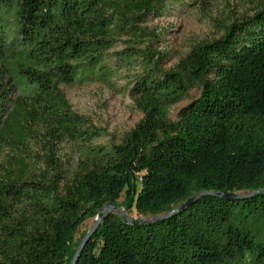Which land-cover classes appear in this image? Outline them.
<instances>
[{"label": "trees", "instance_id": "obj_1", "mask_svg": "<svg viewBox=\"0 0 264 264\" xmlns=\"http://www.w3.org/2000/svg\"><path fill=\"white\" fill-rule=\"evenodd\" d=\"M171 2L0 0V264H70L80 227L108 203L159 217L206 191L264 189V0L168 69L148 25ZM122 73L143 119L120 144H94L108 133L60 86ZM77 264H264V193L205 195L139 225L110 214Z\"/></svg>", "mask_w": 264, "mask_h": 264}, {"label": "rangeland", "instance_id": "obj_2", "mask_svg": "<svg viewBox=\"0 0 264 264\" xmlns=\"http://www.w3.org/2000/svg\"><path fill=\"white\" fill-rule=\"evenodd\" d=\"M203 1L173 0L162 18L149 23L148 27L162 39L161 48L173 54L168 69L173 68L198 43L220 38L224 33L222 25L230 24L236 18L253 15L255 9V4L250 0H211L208 5L203 4ZM120 49L121 45L117 50ZM124 76L125 73H122L114 78L113 86L99 82L60 86L73 111L87 117L96 127L103 128L108 133V136L95 140L94 144H120L124 136L143 119V114L136 108L129 91L124 88L128 82ZM199 95L200 90L194 89L185 100L172 106V120H178L180 112ZM61 154L65 158L75 157L73 148L67 142L62 145ZM123 201L124 195L119 203ZM129 215L137 219L148 218L138 214L136 210ZM94 219L85 221L80 227L76 235L77 241L90 231Z\"/></svg>", "mask_w": 264, "mask_h": 264}, {"label": "water", "instance_id": "obj_3", "mask_svg": "<svg viewBox=\"0 0 264 264\" xmlns=\"http://www.w3.org/2000/svg\"><path fill=\"white\" fill-rule=\"evenodd\" d=\"M259 193H264V189L259 190L257 192L251 193L250 195H241V194H233V193H226V192H203L199 194L198 196L189 199L186 203H184L182 206L174 209L167 215H162L159 217H148V218H143V219H137L134 217H131L125 209L117 205L116 203H108L101 211H99L97 217L94 219V224L90 231H88L84 237L80 240L78 246L75 249L74 255L70 261V264H77L78 259L80 257V254L86 245V243L89 241L91 238L92 234L96 231L97 227L99 224H101L102 220L110 215V214H117L121 216L126 223L133 224V225H139V224H146V223H151V222H156L158 220H164L170 218L172 215H174L177 212H182L185 210L187 207L190 205L194 204L199 198L205 196V195H213L217 197H224L230 200H245L248 198H251L253 196H256Z\"/></svg>", "mask_w": 264, "mask_h": 264}]
</instances>
